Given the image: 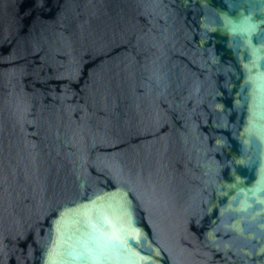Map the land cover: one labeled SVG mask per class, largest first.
Segmentation results:
<instances>
[{
  "label": "water",
  "instance_id": "water-1",
  "mask_svg": "<svg viewBox=\"0 0 264 264\" xmlns=\"http://www.w3.org/2000/svg\"><path fill=\"white\" fill-rule=\"evenodd\" d=\"M0 264H264V0H0Z\"/></svg>",
  "mask_w": 264,
  "mask_h": 264
}]
</instances>
